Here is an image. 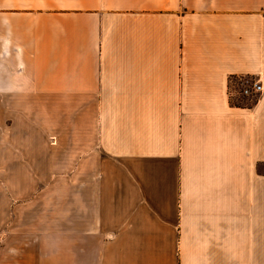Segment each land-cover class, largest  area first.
<instances>
[{"label":"crops","instance_id":"1","mask_svg":"<svg viewBox=\"0 0 264 264\" xmlns=\"http://www.w3.org/2000/svg\"><path fill=\"white\" fill-rule=\"evenodd\" d=\"M0 264H264V0H0Z\"/></svg>","mask_w":264,"mask_h":264},{"label":"built area","instance_id":"2","mask_svg":"<svg viewBox=\"0 0 264 264\" xmlns=\"http://www.w3.org/2000/svg\"><path fill=\"white\" fill-rule=\"evenodd\" d=\"M234 85L238 87L237 92L242 95L256 96L262 90L260 82L248 75L238 76Z\"/></svg>","mask_w":264,"mask_h":264},{"label":"rangeland","instance_id":"3","mask_svg":"<svg viewBox=\"0 0 264 264\" xmlns=\"http://www.w3.org/2000/svg\"><path fill=\"white\" fill-rule=\"evenodd\" d=\"M229 91H230V95L233 99H236L239 101H244L245 103H249V104L252 103L256 99V97L260 94V93H258L256 96L242 95V94L237 92L238 87L236 85H234V81L231 82V86L229 88ZM7 119H10V118L6 117V112H5V125L7 123L6 122ZM5 129L7 130V131H5V136H6L5 138H9V136L11 135L12 132H11V130H8L6 128V126H5Z\"/></svg>","mask_w":264,"mask_h":264},{"label":"trees","instance_id":"4","mask_svg":"<svg viewBox=\"0 0 264 264\" xmlns=\"http://www.w3.org/2000/svg\"><path fill=\"white\" fill-rule=\"evenodd\" d=\"M238 76H229V83H228V88H230L231 86V82H235V80L237 79ZM229 101L234 103V104H240L241 102H243L245 104L244 101H239V100H236V99H233L230 95V91H229ZM249 104V103H247Z\"/></svg>","mask_w":264,"mask_h":264}]
</instances>
